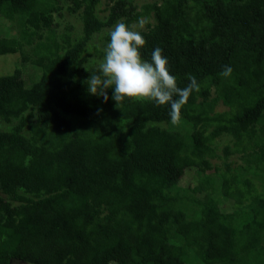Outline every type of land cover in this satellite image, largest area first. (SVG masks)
Segmentation results:
<instances>
[{
	"label": "trees",
	"instance_id": "1",
	"mask_svg": "<svg viewBox=\"0 0 264 264\" xmlns=\"http://www.w3.org/2000/svg\"><path fill=\"white\" fill-rule=\"evenodd\" d=\"M99 2L0 0L19 30L0 54L21 64L0 74V264H264V0H112L102 17ZM141 19L142 58L159 47L181 88L200 85L176 124L88 91L97 42Z\"/></svg>",
	"mask_w": 264,
	"mask_h": 264
},
{
	"label": "clouds",
	"instance_id": "2",
	"mask_svg": "<svg viewBox=\"0 0 264 264\" xmlns=\"http://www.w3.org/2000/svg\"><path fill=\"white\" fill-rule=\"evenodd\" d=\"M145 21H139L143 27ZM110 41L104 51L100 65L101 74L92 73L88 81V91L100 95L105 101L106 90L113 89L112 99L116 102L125 98L152 101L156 105H168L171 122L176 124L181 117V109L187 103L193 91L199 92L200 85L195 76L188 75L189 83L181 88L177 78L168 68V59L157 47L151 53V59L145 60L140 49L146 41L140 31L124 22L117 23L109 33ZM232 67L224 66L220 75L228 78Z\"/></svg>",
	"mask_w": 264,
	"mask_h": 264
},
{
	"label": "rangeland",
	"instance_id": "3",
	"mask_svg": "<svg viewBox=\"0 0 264 264\" xmlns=\"http://www.w3.org/2000/svg\"><path fill=\"white\" fill-rule=\"evenodd\" d=\"M112 0H100L97 10H98V14L100 17L104 16L107 13V5L110 2L111 3ZM136 4L140 5L141 3H143L145 0H133ZM69 3L68 2H63V6H67ZM79 13V12H78ZM78 13L76 14H71L68 10L64 9L61 17L57 18L56 21H59L61 23V25H65L67 23H71L74 26H76L78 29L80 27V19L78 17ZM1 17H0V36H4L7 35L5 33V28L9 27V28H13L11 34L15 37H18L19 35V30L16 26L12 27V24L7 23L6 25L4 21H1ZM131 26H134L135 30L141 31L144 29V25L143 27H140L139 23L134 22L133 24H131ZM114 27V26H113ZM113 27L108 28L107 30H111ZM106 30V29H105ZM94 39H96V36L94 37ZM98 47L101 48L103 51L105 49V45H103L101 41H98ZM97 54H93V58L96 60V63L101 64L103 62V59H98L96 57ZM90 64H84L85 67H90L91 63H92V59L90 58ZM20 61H19V54L18 53H5V54H0V74H7L8 72L12 71L13 68L19 67ZM35 73V74H34ZM37 72H34V66L30 63L25 64L24 68H23V72H22V76L27 78V82H31L32 79L35 78ZM227 95V94H226ZM223 101V100H222ZM226 100H224L223 102H225ZM226 103V102H225ZM224 103V104H225ZM222 102H220V104H218L216 106V111H222L224 109H226V106L224 105ZM218 144L221 146L223 145V141L222 140H218ZM229 159H233L234 161L236 160L237 162H239L241 164V161L238 157V154H232L229 156ZM216 162L218 164H220L221 162L219 161V159L216 160ZM197 183V179H196V174L194 169H188L186 171V173L181 177V179L179 180V184H181L182 186H194ZM11 264H31V263H27L24 261H13Z\"/></svg>",
	"mask_w": 264,
	"mask_h": 264
}]
</instances>
